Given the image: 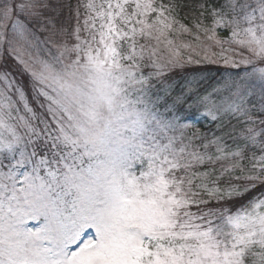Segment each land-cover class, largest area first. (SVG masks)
I'll use <instances>...</instances> for the list:
<instances>
[{"label":"snow or ice","instance_id":"obj_1","mask_svg":"<svg viewBox=\"0 0 264 264\" xmlns=\"http://www.w3.org/2000/svg\"><path fill=\"white\" fill-rule=\"evenodd\" d=\"M0 264H264V0H0Z\"/></svg>","mask_w":264,"mask_h":264}]
</instances>
